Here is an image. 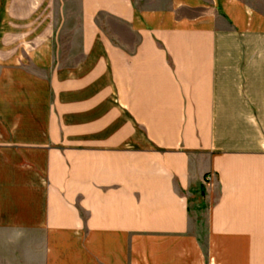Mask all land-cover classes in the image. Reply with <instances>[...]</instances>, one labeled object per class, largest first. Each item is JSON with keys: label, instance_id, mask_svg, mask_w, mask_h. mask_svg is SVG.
Wrapping results in <instances>:
<instances>
[{"label": "crops", "instance_id": "0c3cea01", "mask_svg": "<svg viewBox=\"0 0 264 264\" xmlns=\"http://www.w3.org/2000/svg\"><path fill=\"white\" fill-rule=\"evenodd\" d=\"M0 264H264V0H0Z\"/></svg>", "mask_w": 264, "mask_h": 264}, {"label": "rangeland", "instance_id": "374dc122", "mask_svg": "<svg viewBox=\"0 0 264 264\" xmlns=\"http://www.w3.org/2000/svg\"><path fill=\"white\" fill-rule=\"evenodd\" d=\"M73 21H75L74 17L69 19V23H73ZM61 36L63 39L66 38L68 36V32L65 31Z\"/></svg>", "mask_w": 264, "mask_h": 264}]
</instances>
